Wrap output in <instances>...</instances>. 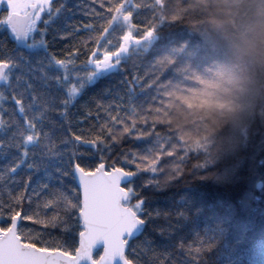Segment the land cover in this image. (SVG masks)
Here are the masks:
<instances>
[{"label":"snow or ice","instance_id":"1","mask_svg":"<svg viewBox=\"0 0 264 264\" xmlns=\"http://www.w3.org/2000/svg\"><path fill=\"white\" fill-rule=\"evenodd\" d=\"M97 2L74 20L73 0H0V264H198L210 245H172L184 213L150 193L237 152L201 159L160 115L172 81L142 69L186 48L167 0Z\"/></svg>","mask_w":264,"mask_h":264},{"label":"trees","instance_id":"2","mask_svg":"<svg viewBox=\"0 0 264 264\" xmlns=\"http://www.w3.org/2000/svg\"><path fill=\"white\" fill-rule=\"evenodd\" d=\"M167 2L170 14L180 19L161 31L173 33L186 48L178 71L142 69L154 72L153 79L162 76L161 83L172 81L160 115L188 145L202 146L201 159L226 152L237 156L229 171L214 162L188 174L195 161L190 162L182 178L150 193L152 207L173 215L183 211L173 219L169 239L174 245L200 237L209 244L198 264H264V145L256 124L264 122V0ZM73 4L74 20L93 7L102 11L93 0ZM73 43L63 41L58 50Z\"/></svg>","mask_w":264,"mask_h":264},{"label":"water","instance_id":"3","mask_svg":"<svg viewBox=\"0 0 264 264\" xmlns=\"http://www.w3.org/2000/svg\"><path fill=\"white\" fill-rule=\"evenodd\" d=\"M260 185H261V182H258V183H257V188H259V187H260Z\"/></svg>","mask_w":264,"mask_h":264}]
</instances>
